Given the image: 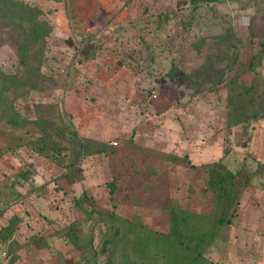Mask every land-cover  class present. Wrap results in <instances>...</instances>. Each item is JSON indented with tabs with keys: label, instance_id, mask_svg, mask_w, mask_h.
I'll list each match as a JSON object with an SVG mask.
<instances>
[{
	"label": "rangeland",
	"instance_id": "1",
	"mask_svg": "<svg viewBox=\"0 0 264 264\" xmlns=\"http://www.w3.org/2000/svg\"><path fill=\"white\" fill-rule=\"evenodd\" d=\"M263 145L264 0H0V264H264Z\"/></svg>",
	"mask_w": 264,
	"mask_h": 264
},
{
	"label": "trees",
	"instance_id": "2",
	"mask_svg": "<svg viewBox=\"0 0 264 264\" xmlns=\"http://www.w3.org/2000/svg\"><path fill=\"white\" fill-rule=\"evenodd\" d=\"M41 25L47 26V23L44 22V23H41ZM24 50H25V46H24ZM20 63H21V61H20ZM25 63H26V59H24L23 65ZM87 140H92V139L87 138ZM92 141H95V143L100 144V147H98L95 150V152H98V154H99L100 152L105 151L106 147H105L104 143H102L100 141H96V140H92ZM78 148L82 149V151H83V150H85L86 146L84 145V143H80ZM86 154L88 155V153H86ZM73 166H74V162L71 163L70 168H72ZM222 174H224V173L219 172V171H215V172L211 173V175L209 177V187L212 189L213 195H214L213 208L217 209V210L219 208L221 210V213H219V215L216 218L215 217L213 218L215 220L214 221L215 224L229 223L230 217H228V215L233 214L234 207L232 205H233V203H237V199L235 200V198H237V196L239 195V190H237L236 183L234 180L235 176L229 172H227L225 175H222ZM75 201L79 203L80 199L76 198ZM92 211L94 212V210L91 209L90 212H92ZM170 213H171V220L170 221L172 223V227H171V231H169L168 235L164 236V238H163V242H165L166 244H171V243H173L174 240L177 241L179 239L180 231L178 230V227H180L182 225H187V223H188L187 219L190 217L188 215V213H186L182 209L181 210L178 209L177 207H173L171 209ZM111 217H116V216L111 215ZM203 219L208 220L209 217L203 216ZM122 222H125V221H122ZM127 232H128V239H130V240L137 239V241H138V239H140V237H136L137 234L132 229H129ZM203 235L204 234H202L201 236L203 237ZM67 237H69L72 241H78V238L76 237V235L72 231H70V233L67 234ZM208 237L211 238V235H208ZM203 240L207 244L210 243V240L207 241L206 237H204ZM196 242H197V246H198V243H200V244L203 243L202 238L201 239L197 238ZM197 250L191 249V251L189 250L187 252H189L188 254H192L193 252H196ZM185 255L188 256L187 254H185ZM185 255H183V256H185ZM193 258L196 262V260L199 257L196 254Z\"/></svg>",
	"mask_w": 264,
	"mask_h": 264
},
{
	"label": "crops",
	"instance_id": "3",
	"mask_svg": "<svg viewBox=\"0 0 264 264\" xmlns=\"http://www.w3.org/2000/svg\"><path fill=\"white\" fill-rule=\"evenodd\" d=\"M263 146H264V145H263ZM256 190H258V189H256ZM262 193H263V192H260V193H256V192H255V196H257V198H264L263 195H262ZM12 214L16 216L15 218L18 217V219H21V223H20V224H21V227H22V228H21V231H23L24 227H26V221H25V218H26V217H24V216H25L24 213L18 209V210H16L15 213H13V212L11 211V214H10V215H12ZM13 215H12V216H13ZM0 224H2L1 226H4L5 223L3 224V223L1 222ZM24 225H25V226H24ZM1 226H0V227H1ZM1 242H2V240H1Z\"/></svg>",
	"mask_w": 264,
	"mask_h": 264
}]
</instances>
